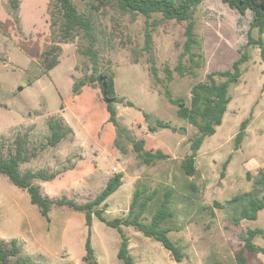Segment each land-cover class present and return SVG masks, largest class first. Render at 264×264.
Here are the masks:
<instances>
[{"label": "rangeland", "instance_id": "rangeland-1", "mask_svg": "<svg viewBox=\"0 0 264 264\" xmlns=\"http://www.w3.org/2000/svg\"><path fill=\"white\" fill-rule=\"evenodd\" d=\"M48 1L52 44L59 40L60 23L54 1ZM73 3L79 13L92 16L100 66L113 74L116 96L123 99V103L114 105L121 131L117 132L108 122L109 115L100 99L101 94H95V91L100 93L99 90H86L78 98L70 92H65L62 98H50L48 92L40 93L45 85L38 82H48L42 73L40 60L29 63L25 69L15 65L4 67L8 57L1 41L0 102L9 98L19 102L18 106L25 114L24 120L27 113L47 118L55 107L62 106L70 115L71 126L88 131L100 141L104 158L97 159V164L101 171H110L111 176L123 174L122 186L109 197V204L103 212L106 219L126 216L134 191L146 187L148 195L156 191L144 214L146 222H149L164 193L172 190L169 204L172 217L166 225L171 229L170 239L180 246L184 258L176 263L158 242L133 228H124L131 240L130 253L136 264H237L236 254L243 250L247 231L264 229V209L258 213L256 220L234 222L245 205L242 200H236L237 197L249 194L262 198L264 195V176L261 178L264 174V64L258 47L245 48L252 12L248 10L241 15L221 0H202L193 16L197 40L192 49L195 57L193 62L188 56L183 57V74L179 75L175 67L183 52L186 22L165 20L160 14H153L147 23L142 15L134 17L121 11L114 0H105L104 4L98 0H73ZM92 5L99 8L95 9ZM14 26L19 34L21 26L15 20ZM147 28L152 32L149 53L145 50ZM251 35L257 39V30H252ZM262 39L264 41V34ZM68 44L75 47L80 78L89 74V59L82 54L88 42L79 36ZM245 50L249 59L241 66L239 81L230 86L231 101L222 124L216 127L214 135L204 140L195 158L196 173L187 176L181 163L191 154V141L198 132L187 120L178 116V107L168 101L165 91L169 90L174 98L183 99L190 107L193 86L206 82L211 72L231 69ZM18 61L26 66L25 57ZM151 67L156 69V77ZM167 71H171V80L167 79ZM215 80L217 83L224 81L218 76ZM28 81L31 86L25 88ZM23 90L29 91V94H23ZM128 102L131 105H127ZM15 113L12 109V114ZM150 117L155 118L152 125L146 121ZM244 121H247L244 137L235 147L234 138ZM159 123L168 127L161 128ZM149 125L156 126L157 130L149 132ZM46 127L45 120L40 125L23 127L11 138L3 137L1 143L6 146L5 153L14 150L16 137L25 136L28 159L35 161L37 155L44 154V160L42 158L39 163L48 166L53 157L45 153L49 148ZM35 128L39 129V135L31 136L29 132ZM179 129H184L185 133L178 134ZM116 134L112 144L109 138ZM138 140L143 141L144 146L140 153H135L132 146ZM156 150L163 151L168 158L145 165L138 156L144 151ZM227 160V167L223 170L222 165ZM27 166L24 164V167ZM62 167L56 165L53 172ZM47 168L49 172L50 167ZM222 171L224 176H221ZM85 200L80 198L79 202ZM76 213L82 217L84 225V213ZM93 221L91 243L97 263L123 264L116 256L120 243L118 232L96 217ZM74 235L80 244L68 247L67 257L54 264H88L82 261L85 249L80 242L87 237V233H82L81 227ZM253 242L260 251L245 250L246 262L264 264V234ZM37 263L45 264L39 261L38 256H33L32 264Z\"/></svg>", "mask_w": 264, "mask_h": 264}, {"label": "trees", "instance_id": "trees-1", "mask_svg": "<svg viewBox=\"0 0 264 264\" xmlns=\"http://www.w3.org/2000/svg\"><path fill=\"white\" fill-rule=\"evenodd\" d=\"M57 14L59 16V40L54 41L46 47L40 54L39 60L42 65V73L45 74L58 64L59 53L61 52L62 43L72 42L76 37L82 36L88 42L83 55L87 56L90 63V73L80 79L75 80L73 85V94L77 95L84 86H96L101 93V99L105 103L108 112V122L111 123L117 132H120V125L115 108L116 103H123V99L118 98L115 93V83L113 74L106 68L100 66V53L96 48L97 38L94 33V24L91 15L79 13L73 0H53ZM104 4L105 0H98ZM118 8L131 14L132 16L142 15L146 22L153 14H160L165 20H175L177 22H186L185 42L183 52L180 54L175 71L179 75L183 74L182 59L188 56L193 62L195 54L192 52L197 45L195 36L194 12L201 4L202 0H114ZM229 8L236 10L241 15L246 11L252 12V20L249 25L248 40L245 48L248 46L258 47L260 57L264 64V0H221ZM20 0H8V6L13 14L16 23H19L18 10ZM95 9L99 6L92 5ZM51 15V13H49ZM54 22L51 23L53 25ZM257 30L258 38L251 35L252 30ZM152 32L150 29L145 30V50L151 51ZM249 55L246 50L239 59L233 64L231 69L225 71L211 72L206 77V82L198 83L191 89V105L187 107L181 98H174L169 90L165 91L168 101L178 107L177 114L187 120L189 124L197 129L198 135L191 141V154L188 155L181 163V168L185 175L193 176L196 173L195 158L197 152L207 137L214 135L216 127L222 124L223 116L227 106L231 101L229 89L232 84L239 81L241 77V66L247 62ZM154 77L157 76L156 69L151 67ZM167 79L171 80V71H167ZM218 76L224 81L217 83L215 77ZM127 105H131L129 102ZM161 128H167L164 123H159ZM247 121L241 123L239 132L234 138L235 147H238L244 137ZM49 136L47 137V146L54 147L68 133L65 121L60 115L52 116L47 121ZM149 132H155L156 126H148ZM26 137H16L14 141V150L5 153L6 146L0 143V176L7 180L15 187L25 190L31 199V203L38 207L41 214L49 220V213L55 208H68L76 212H83L85 216V225L87 226V238L85 242V256L83 260L88 264H98L95 258V250L91 243V226L92 219L97 220L106 226L115 229L120 236L117 259L123 264H136L134 257L129 250V237L124 228H133L143 236L158 242L167 250L176 263L182 262L184 256L180 246L172 241L169 237L170 227L166 225L168 219L172 217L169 209L170 197L172 190L168 189L159 204L156 212L151 216L149 222H146L144 214L147 211L149 202L155 197L156 191L147 194L146 187L134 191L132 201L129 205L127 215L121 218L108 220L104 217L103 212L107 207L106 200L115 193L122 185L123 174L118 173L110 177L103 190L94 197L93 200L84 204H77L74 200L63 196L59 199H50L43 194L41 188L34 184V180H51L54 174L45 175L44 171H26L21 172L20 166L28 161L26 156ZM145 165H151L155 161L163 160L168 156L161 150L144 151L138 154ZM228 160L222 165L226 169ZM221 176H224L222 171ZM264 174H261L263 178ZM245 202L240 213L235 217L234 222L238 224L241 220H256L258 213L264 209V195L262 198L251 196L249 194L236 198ZM218 206V204L216 203ZM264 234V229H250L244 238L243 250L236 254L237 264H247L244 251L258 252L260 249L254 244L253 240ZM0 264H32V256L23 253L22 243L17 239H0ZM40 264V263H37Z\"/></svg>", "mask_w": 264, "mask_h": 264}, {"label": "crops", "instance_id": "crops-1", "mask_svg": "<svg viewBox=\"0 0 264 264\" xmlns=\"http://www.w3.org/2000/svg\"><path fill=\"white\" fill-rule=\"evenodd\" d=\"M48 4V0H20L18 18L21 31L18 34L15 30L14 18L9 9L8 0H0V41L3 43L1 46L8 57L4 67L15 65L25 69L29 67V63H37L45 46L51 45ZM60 46L61 55L58 58V64L44 74L48 82H38L39 85H45L40 93L47 94L48 92L50 98H57V96L62 98L65 92H70L73 95L75 79H80L75 47L68 43L60 44ZM24 57L26 60L25 67L23 62L18 61ZM30 86L31 83L28 81L25 88ZM21 88L23 89L22 86ZM94 89L99 90L96 86H84L74 96L78 98L86 90ZM95 92L96 96L101 94ZM20 93H22V90H20ZM23 94H29V91L23 90ZM2 100L0 102V143L3 137L6 139L11 138L23 127L27 128L31 124L40 125L45 120L48 121L49 117L58 114L63 117L65 124L68 126V133L65 138L56 146L49 147L45 151L49 157H53L48 163L49 172L48 166L39 163L44 154L37 155L35 161L34 159H28L20 166L21 172L41 170L44 171L45 175H55L51 180L33 181L41 188L45 196L53 200L65 196L74 200L77 204H84L93 200L103 190L108 179L112 176L110 171L102 172L97 164V159L104 158L101 155L103 149L100 141L93 138L88 131L77 130L71 126L70 115L66 113L64 107H55L51 115L47 114V118L32 116L27 113V118L24 120L25 114L18 106L19 102L10 98ZM12 109H15V114H12ZM46 128L47 131L45 132L48 137L49 130L48 127ZM29 134L37 136L39 135V129L35 128ZM116 137L117 134L109 138L112 144L115 142ZM25 150L27 156V147H25ZM24 164H28V166L24 167ZM56 165L64 168L62 167L60 170L53 172ZM80 198L86 200L80 203ZM108 201L109 198L106 200L107 206ZM93 222L92 219L91 236L93 234ZM81 227L82 233H87L85 216L83 225L82 217L76 211L65 207L53 209L49 213V220H47L38 207L31 203L30 196L25 190L15 187L7 178L0 176V239H17L22 243L24 254L30 255L32 258L38 256L39 261H44L45 264H54L67 257L66 249L68 247L79 243L74 234ZM86 238L79 240L83 243L84 249ZM129 250H131L130 238ZM84 256L85 253L83 252V262H85L83 260Z\"/></svg>", "mask_w": 264, "mask_h": 264}, {"label": "water", "instance_id": "water-1", "mask_svg": "<svg viewBox=\"0 0 264 264\" xmlns=\"http://www.w3.org/2000/svg\"><path fill=\"white\" fill-rule=\"evenodd\" d=\"M154 120H155L154 117H150V118H148L146 121H147V123H149L150 125H152L153 122H154ZM184 133H185V130H184V129H179V130H178V134H184ZM143 146H144V142L141 141V140H138V141H136V142L133 144L132 148H133V151H134L135 153H140V152L143 150Z\"/></svg>", "mask_w": 264, "mask_h": 264}]
</instances>
